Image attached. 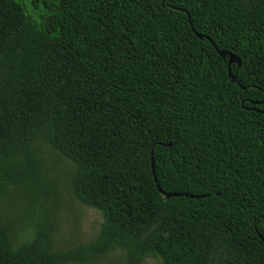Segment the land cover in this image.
<instances>
[{"label": "trees", "instance_id": "obj_1", "mask_svg": "<svg viewBox=\"0 0 264 264\" xmlns=\"http://www.w3.org/2000/svg\"><path fill=\"white\" fill-rule=\"evenodd\" d=\"M29 1L0 0V202L34 220L15 245L0 216V264H264V0ZM40 146L102 216L88 245L52 250Z\"/></svg>", "mask_w": 264, "mask_h": 264}, {"label": "rangeland", "instance_id": "obj_2", "mask_svg": "<svg viewBox=\"0 0 264 264\" xmlns=\"http://www.w3.org/2000/svg\"><path fill=\"white\" fill-rule=\"evenodd\" d=\"M17 1L25 7L29 15L33 14L34 7L29 0ZM36 156L45 193L43 211L46 221L51 225L52 250L60 252L88 245L98 236L103 220L100 212L84 206L74 197L70 187L74 173L73 164L47 146H40ZM14 189L15 187L9 186L7 192L10 194ZM0 216L12 223L16 221L15 245L28 239L34 215L33 210L29 211L27 208L25 197L7 196L0 202ZM23 225L25 228H22ZM89 264H126L125 255L122 251L115 250ZM142 264H159V261L147 258Z\"/></svg>", "mask_w": 264, "mask_h": 264}, {"label": "water", "instance_id": "obj_3", "mask_svg": "<svg viewBox=\"0 0 264 264\" xmlns=\"http://www.w3.org/2000/svg\"><path fill=\"white\" fill-rule=\"evenodd\" d=\"M197 37L199 38V39H203V37L202 36H200V35H197ZM209 41V40H208ZM210 43H211V45L213 46V48L216 50V47H215V45L211 42V41H209ZM218 52V51H217ZM218 54H219V56L221 57V58H228V67L230 66V65H232V64H237V66L239 67L240 66V60L238 59V58H236L235 56H233V55H230V54H228V53H226V52H218ZM228 76H229V78H230V81H231V83H235L236 81H235V78H234V76H232L231 75V73L228 71ZM243 89V88H242ZM151 169H152V174H153V176H154V180L156 181V179H155V172H154V162H153V159L151 158ZM164 197L166 198V199H169V198H173V197H186V198H190V199H203L204 198V196H192V195H186V194H177V193H173V194H165L164 195ZM258 237H259V239L261 240V242L263 243V245H264V240H263V238L261 237V236H259L258 235Z\"/></svg>", "mask_w": 264, "mask_h": 264}]
</instances>
